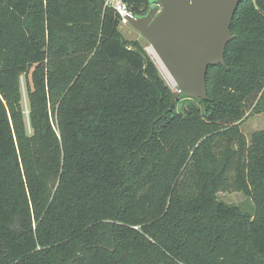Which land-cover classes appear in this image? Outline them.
Masks as SVG:
<instances>
[{"label": "trees", "instance_id": "trees-1", "mask_svg": "<svg viewBox=\"0 0 264 264\" xmlns=\"http://www.w3.org/2000/svg\"><path fill=\"white\" fill-rule=\"evenodd\" d=\"M119 25L106 0H0V264H264V129H240L264 114V0L205 99Z\"/></svg>", "mask_w": 264, "mask_h": 264}, {"label": "water", "instance_id": "water-1", "mask_svg": "<svg viewBox=\"0 0 264 264\" xmlns=\"http://www.w3.org/2000/svg\"><path fill=\"white\" fill-rule=\"evenodd\" d=\"M242 0H151L128 25L154 48L176 82L174 96L206 98V72L223 64L230 26Z\"/></svg>", "mask_w": 264, "mask_h": 264}, {"label": "rangeland", "instance_id": "rangeland-1", "mask_svg": "<svg viewBox=\"0 0 264 264\" xmlns=\"http://www.w3.org/2000/svg\"><path fill=\"white\" fill-rule=\"evenodd\" d=\"M119 30L125 38L135 39V40L139 41V43L143 46V48H144L145 52L147 53V55L149 56V58L153 61L152 57L150 56V54L147 51L150 44L144 37H142L139 34L138 31L133 29L130 25L122 24V23H120V25H119ZM154 64H155V62H154ZM155 66H156L158 73L160 74L161 78L167 84V82L165 81L163 75L161 74L158 66L156 64H155ZM176 89H177V86L175 88H171V90H173V91H175ZM181 103H182V101H180L177 104L178 110H181ZM240 129H241V131L245 137H249L250 134L255 130L264 129V114L263 113L250 114L249 112H247L244 119L241 121ZM217 196H218L219 200H222V201L229 203V204L236 205L239 208H241L243 211L251 212L253 210V205H252L251 200L249 199V197H247L242 192H238V191L220 192V193H218Z\"/></svg>", "mask_w": 264, "mask_h": 264}, {"label": "bare ground", "instance_id": "bare-ground-1", "mask_svg": "<svg viewBox=\"0 0 264 264\" xmlns=\"http://www.w3.org/2000/svg\"><path fill=\"white\" fill-rule=\"evenodd\" d=\"M147 51L150 54V56L152 57L155 64L158 66V68H159L161 74L163 75L165 81L167 82V84L171 88H175L176 82H175L174 78L172 77L170 71L168 70V68L166 67L165 63L162 61L160 56L157 54V52L154 50V48L152 46H149Z\"/></svg>", "mask_w": 264, "mask_h": 264}, {"label": "built area", "instance_id": "built-area-1", "mask_svg": "<svg viewBox=\"0 0 264 264\" xmlns=\"http://www.w3.org/2000/svg\"><path fill=\"white\" fill-rule=\"evenodd\" d=\"M106 4L111 5L120 17V23L128 24L127 17H133V13L127 8L122 0H106Z\"/></svg>", "mask_w": 264, "mask_h": 264}]
</instances>
